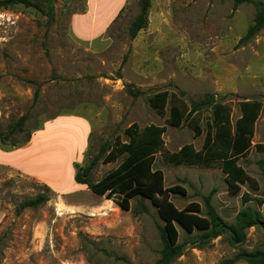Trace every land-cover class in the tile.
<instances>
[{
    "label": "rangeland",
    "instance_id": "obj_1",
    "mask_svg": "<svg viewBox=\"0 0 264 264\" xmlns=\"http://www.w3.org/2000/svg\"><path fill=\"white\" fill-rule=\"evenodd\" d=\"M117 1L106 0L100 11ZM140 6L141 0L124 1L106 29L110 45L97 52L71 34V20L85 11V0H56L52 17L22 3L0 7V133L28 116L12 143L23 145L59 115L81 116L89 121L91 132L79 158L70 161L87 165L103 144L127 142V129L133 124L140 131L151 124L166 127L163 149L144 161L145 192L130 198L128 210L117 204L119 193L108 199L75 183L70 162L64 163L65 156L74 154V133L62 134L66 148H54L62 154L56 163L47 159L53 152L47 137L34 143L32 148L45 154L41 161L28 163L48 177V183L10 165L29 156L31 147L1 146L0 264H156L163 247L159 227L170 206L184 210L196 205L198 214L206 216L208 196L229 224L247 208L258 211L261 220L246 230L241 242L223 232L204 247L194 243L197 229L188 232L175 221L178 242L186 245L170 264H220L240 253L264 250V173L258 164L264 151L255 149L264 144V29L239 43L253 23L256 7L243 2L234 9V0H151L148 25L132 38L129 27ZM129 85L141 95L133 97ZM164 90L189 106L212 93L230 106L234 121L241 115L240 102H261L253 146L238 159L248 181L230 182L219 165L168 161L185 144L201 150L212 108L204 107L181 125L171 126V103L164 115L149 103L153 94ZM195 126L201 130L198 135ZM124 158L100 161L90 182L100 181ZM42 192L48 194V202L18 210L22 201ZM245 193L253 200L243 203ZM234 264L250 263L241 259Z\"/></svg>",
    "mask_w": 264,
    "mask_h": 264
},
{
    "label": "trees",
    "instance_id": "obj_2",
    "mask_svg": "<svg viewBox=\"0 0 264 264\" xmlns=\"http://www.w3.org/2000/svg\"><path fill=\"white\" fill-rule=\"evenodd\" d=\"M55 1L0 0V7L9 8L15 4L22 3L25 6L34 7L40 12L47 11L52 17ZM243 2L253 3L256 7V14L253 23L248 27L239 43L249 42L264 29V2L262 0H234V9ZM150 6L151 0H141L140 12L129 27L130 37L135 38L139 31L148 25ZM127 90L133 97H139L142 93L141 90L131 85L128 86ZM37 96L38 91L35 92V98ZM177 101L176 94L168 90L157 92L149 98L151 107L160 115L165 114L166 107L171 103L170 117L168 119V123L171 126L181 125L183 121L189 119L204 107L212 108V119L207 126L206 137L201 150H196L192 144H185L178 152L171 154L168 157V161L177 165L186 164L205 167L219 165L230 182L244 183L248 181L249 178L244 168L238 164V159L248 154L253 146L252 139L255 134V125L261 112V102L258 100L240 102L241 115L234 121L230 106L227 103L217 101L212 93H207L201 101H192L190 106ZM27 119L28 116L26 114L21 116L4 134L0 133V147L8 146L9 144L12 147L22 145H15V143H12L11 138L15 133L24 130V124ZM195 130L197 135L201 133L198 126H195ZM165 131V126L155 124L148 125L143 131H140L133 124L127 129L129 135L127 142H118L112 147L108 143L103 144L99 153L87 165L75 162V181L79 184L88 185L94 193L105 195L108 199H111L113 194L119 193L122 196L117 201V204L121 208L128 210L130 208V198L134 195H142L145 192L144 161L147 157L163 149V133ZM30 137L23 144L29 141ZM255 149L264 151V144H257ZM123 155H125V158L115 170L96 183L90 182L92 171L100 161L105 164L113 163ZM258 164L264 173V160H259ZM49 199L47 193H39L33 198L22 201L18 210L39 207L48 202ZM250 200H253L252 196L245 193L242 197L243 203ZM205 205L207 208L206 216L198 214L199 208L196 205L184 210H177L172 205L170 206L165 224L159 227L163 247L156 264H170L184 250L186 243L178 242L175 221L183 225L188 232L197 229L198 234L194 243L204 247L223 232H228L235 242H241L245 239L246 230L255 226L261 220V215L258 211L247 208L238 212L235 224H229L212 205L210 196L205 198ZM241 259L246 260L250 264H264V250L240 253L233 258L222 261L220 264H234Z\"/></svg>",
    "mask_w": 264,
    "mask_h": 264
},
{
    "label": "crops",
    "instance_id": "obj_3",
    "mask_svg": "<svg viewBox=\"0 0 264 264\" xmlns=\"http://www.w3.org/2000/svg\"><path fill=\"white\" fill-rule=\"evenodd\" d=\"M105 1L106 0H85V11L74 15L71 20L72 37L76 41L84 44L87 49L92 52L100 51L110 45L111 39L106 35V29L110 20L122 9L125 0H118L115 4L110 5L108 11L102 13L100 11V6ZM67 131L75 134L73 143L74 154L72 157L65 156L64 163L67 161L70 162L67 166H71V176L74 178L75 168L70 160L73 158H79L80 152L84 150L85 144L87 143V139L91 132V125L89 121L81 116L59 115L50 119L44 124L43 128L36 130L31 135L29 141L19 147H15L13 150H24L29 147L32 148L37 140L40 142L41 138L47 137L48 147L49 144L53 146V152L47 156V159L49 162L52 161L53 163H56L58 160H62V154L58 152L56 153L54 148H66V146L63 145L65 137H63L62 134ZM31 152L32 153L29 156L15 163H10V165L18 166L24 172L28 173L32 177H35L37 180L41 181L42 179L48 183L49 178L41 173L40 170L33 169L34 167L30 166L28 163L33 159L39 161V158L41 161V156L43 153L45 154V151L43 149L41 150V148L38 150L32 148ZM75 183L77 182L75 181Z\"/></svg>",
    "mask_w": 264,
    "mask_h": 264
},
{
    "label": "bare ground",
    "instance_id": "obj_4",
    "mask_svg": "<svg viewBox=\"0 0 264 264\" xmlns=\"http://www.w3.org/2000/svg\"><path fill=\"white\" fill-rule=\"evenodd\" d=\"M108 201V200H107ZM111 201V200H110ZM108 203V202H107ZM59 205V204H58ZM113 207V206H112ZM111 208V207H110ZM103 214H105V213H103Z\"/></svg>",
    "mask_w": 264,
    "mask_h": 264
}]
</instances>
